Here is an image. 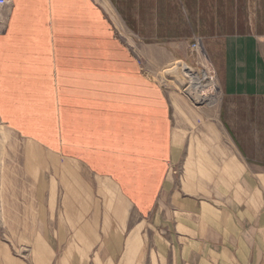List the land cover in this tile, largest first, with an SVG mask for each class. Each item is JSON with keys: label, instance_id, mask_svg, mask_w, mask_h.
Wrapping results in <instances>:
<instances>
[{"label": "crops", "instance_id": "crops-1", "mask_svg": "<svg viewBox=\"0 0 264 264\" xmlns=\"http://www.w3.org/2000/svg\"><path fill=\"white\" fill-rule=\"evenodd\" d=\"M11 4L0 33V124L56 162L40 158L37 169L28 158L25 207L34 210L16 222L34 227L12 239L30 245L20 254L0 245V264H264L254 185L264 172L196 162L215 186L173 189L162 201L175 132L170 102L130 49L140 35L118 37L92 0ZM183 18L161 35L186 39ZM219 37L221 52L207 51L222 94L264 97V34Z\"/></svg>", "mask_w": 264, "mask_h": 264}, {"label": "rangeland", "instance_id": "rangeland-1", "mask_svg": "<svg viewBox=\"0 0 264 264\" xmlns=\"http://www.w3.org/2000/svg\"><path fill=\"white\" fill-rule=\"evenodd\" d=\"M92 1L106 17L110 16L118 37L127 40L129 35H140L141 43L131 42L136 46L130 49L141 58L146 77L159 85L170 102L176 148L166 185L172 188L163 193L162 201L170 198L173 189L215 186L213 180L200 178L196 162L213 169L216 161L229 174L231 168L241 167L240 161L251 173L264 172V97H225L212 62L214 56L207 51L210 45L221 52L220 35L264 34V0ZM11 7L3 9L7 18L0 33L6 30ZM179 16H184L185 31L190 29L187 38L162 36L160 28H178ZM197 39L201 50L193 53L191 46ZM206 62L213 68V79L204 71ZM191 89L205 98L196 99ZM28 158L37 169L40 158L56 162L55 157L0 124V245L8 243L6 246L15 254L22 253L24 242L29 247L30 241L12 238L34 227L22 222L33 209L25 207L28 194L30 197L26 187H33ZM255 179L256 195L260 193L255 199L262 203L264 178L258 175ZM220 185L228 187V182ZM8 200L20 207L8 206Z\"/></svg>", "mask_w": 264, "mask_h": 264}, {"label": "built area", "instance_id": "built-area-1", "mask_svg": "<svg viewBox=\"0 0 264 264\" xmlns=\"http://www.w3.org/2000/svg\"><path fill=\"white\" fill-rule=\"evenodd\" d=\"M12 3V0H0V31L5 27L6 15L3 12V9L9 7ZM201 50V43L197 39L191 46V51L193 53H198Z\"/></svg>", "mask_w": 264, "mask_h": 264}, {"label": "bare ground", "instance_id": "bare-ground-1", "mask_svg": "<svg viewBox=\"0 0 264 264\" xmlns=\"http://www.w3.org/2000/svg\"><path fill=\"white\" fill-rule=\"evenodd\" d=\"M189 92H191L195 97H196V99H202V98H205V97H200V96H197V93H195L194 92V89H191ZM194 92V93H193ZM145 112V111H144ZM148 113V112H147ZM137 120V119H136ZM141 120V119H140ZM143 120V119H142ZM145 121V120H144ZM142 123V122H141ZM150 126V125H149ZM150 128V127H149ZM134 131V130H133ZM147 133V132H146ZM151 134V133H150ZM155 134V133H154ZM164 134V133H163ZM131 136V135H130ZM143 136H144V133H143ZM152 135H150L149 136V138H151L152 139V137H151ZM139 137H141V136H139ZM135 138V137H134ZM144 138V137H143ZM155 138V137H154ZM126 139H129V137H127ZM137 139V138H136ZM131 140H133V139H131ZM144 140V139H143ZM155 140H157V138H155ZM163 140V139H162ZM124 141V140H123ZM134 141H135V139H134ZM151 141V140H150ZM149 141V142H150ZM127 142V141H126ZM160 142H161V139H160ZM157 143V142H156ZM161 144V143H160ZM134 145V144H133ZM149 145V144H148ZM130 147V146H129ZM157 148H159V147H157Z\"/></svg>", "mask_w": 264, "mask_h": 264}]
</instances>
